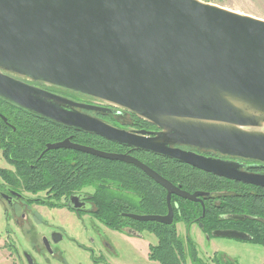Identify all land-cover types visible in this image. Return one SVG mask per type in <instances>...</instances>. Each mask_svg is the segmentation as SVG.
<instances>
[{
  "label": "water",
  "instance_id": "1",
  "mask_svg": "<svg viewBox=\"0 0 264 264\" xmlns=\"http://www.w3.org/2000/svg\"><path fill=\"white\" fill-rule=\"evenodd\" d=\"M23 80L125 111L159 132L117 129L78 111L105 109ZM0 99L107 142L264 189V176L240 172L238 163L177 148L264 163L263 20L201 0H0ZM61 149L132 165L166 191V216L126 218L171 225L172 196L199 203L205 216L207 194L182 190L130 155L69 138L47 144L44 153ZM212 235L250 240L235 231Z\"/></svg>",
  "mask_w": 264,
  "mask_h": 264
},
{
  "label": "trees",
  "instance_id": "2",
  "mask_svg": "<svg viewBox=\"0 0 264 264\" xmlns=\"http://www.w3.org/2000/svg\"><path fill=\"white\" fill-rule=\"evenodd\" d=\"M3 103L0 100V113L8 118L15 129L12 132L3 127L10 139L9 160L20 163L17 168L27 192H46L52 198L60 199L85 186H92L95 189L98 217L106 226L118 228L130 225L138 232H148L157 238L158 244L150 249L151 260L159 264H185L187 251L194 257L193 245L189 243L186 251L185 244L177 236L175 223L183 221L187 226L194 224L202 215L200 205L172 197L175 220L171 226L125 219L121 213L165 215V191L139 169L121 162L63 149L49 151L40 157L47 144L68 138L73 143L114 154H127L125 147L37 117L26 110L4 106ZM3 143L4 139L0 140V144ZM132 156L173 185L181 186L182 190L190 194L204 192L212 196L204 203L205 216L201 221L206 233L225 228L226 221L222 218L231 213L250 216L257 221L264 218V197L249 196L250 192H254L249 187L231 184L159 155L137 152ZM232 192L240 196H231ZM257 221L245 224L253 241L264 247V232Z\"/></svg>",
  "mask_w": 264,
  "mask_h": 264
},
{
  "label": "flooded vegetation",
  "instance_id": "3",
  "mask_svg": "<svg viewBox=\"0 0 264 264\" xmlns=\"http://www.w3.org/2000/svg\"><path fill=\"white\" fill-rule=\"evenodd\" d=\"M22 82L30 86H33L35 88L47 91L53 95L66 98L78 104L96 106L101 109H105V112H92V111H85V110H78V111L90 117L96 118L117 129H120L126 132L143 131V132H146L147 134L159 132V130L156 127L146 122H145L146 123L145 125L140 124L138 121L139 119H137L132 114H129L119 109L112 108L107 105H104L88 97L81 96V95L74 94V93L67 92V91L60 90V89L46 87L42 84L31 83L25 80H23ZM0 100L4 102L3 103L4 106L16 107V108L22 109L8 101H5L3 99H0ZM0 116L5 118L6 120L5 122L0 117V140L4 139V143L0 144V264H70L68 250L62 248L61 245L63 243H65L66 245L70 244V242L72 243L73 240H71V238H69L68 236L63 235L60 231L57 230V228H54L52 230V227L48 223V219H52L53 217L58 216V215L61 216L62 215L61 212L63 211H65L66 213L69 214L70 217L75 218L81 223L85 221V218H89V219L95 218L103 226H105L106 228L112 231H115V232L126 231L129 235H131L134 238H141V235L144 232H138L136 229H134L130 225L128 226L125 225V226H120L118 228H115V227L106 226V224L101 221V219L98 217L99 210L97 208V202L94 200L95 189L92 186H85L79 191L72 192L68 194L67 196H62L60 199L52 198V195H49L46 192H39L36 194L27 192L24 189V184H23L24 179L21 176L20 170L17 168V165L20 166V163L18 162L12 163V161L9 160L8 151L10 147L8 143L10 142V139H9V136L7 135L6 130L3 127L11 129L12 132H15V129L4 114L0 113ZM146 136L149 137V135H146ZM120 147H124V146H120ZM125 148L127 149L126 150L127 155H130V156L136 154L137 152H144V151H139V150L128 148V147H125ZM177 148H179L182 151L191 152V153H194V154L206 157V158L238 163L241 166L239 168L240 172L252 174V175L264 176V163L251 161V160H244V159H239V158L221 156L211 151H200V150H195V149H191L188 147H177ZM44 151L42 152L40 157L44 154ZM145 153H148V152H145ZM216 178L224 179V178H219V177H216ZM224 180H226L227 182L231 184L243 185V186L249 187L250 189L254 191V192H250L248 194L249 196L253 195L256 197H264L263 188H259V187H255V186H251L247 184H242V183H239L233 180H227V179H224ZM205 194L207 195L201 198V200L203 201V204L205 203L206 200H209V198L212 197L208 193H205ZM230 195L240 196V194H235V193L230 194ZM248 195L245 194L246 197ZM172 197H176V196H172ZM85 204H90L91 207L86 208L84 206ZM193 204L200 205L199 203H193ZM173 213H174V209H173ZM127 214H133V215H139V216H153V215H142V214H138L135 212L121 213L122 217L130 221H133V222H138V221L126 218L124 215H127ZM166 215L167 213L163 216H166ZM230 217H243L246 220L242 222L234 221L230 219ZM203 219H201V217L198 218L196 222L192 225L198 226L200 230L202 231V233L208 239L213 236L212 235L213 232L218 231V230L235 231V232L243 233L249 236L250 240H246L243 242H252L254 244H257L253 241L254 239L253 236L248 232L249 231L248 225L245 224L246 222L257 221L256 219L250 216H239L233 213L228 214L224 218H222V220L226 221L225 228L216 229L210 233L204 232L203 226L201 225V221ZM174 220H175V213H174L172 224L174 223ZM178 222L175 223V228ZM257 222L260 223V225H262L261 230L264 232V218L258 220ZM138 223H149V222H138ZM152 223H155V222H152ZM160 225H164V224H160ZM171 225H165V226H171ZM44 226L46 228L50 226L51 230L46 231ZM39 228L44 229L43 232L44 233L46 232V234H43V236L39 235V231H38ZM176 233H177V229H176ZM233 240H236V239H233ZM237 241H242V240H237ZM157 244H158V240H157ZM155 246H151V245L149 246L148 259L152 262L159 264L158 262L150 259V249ZM260 246L263 247L262 245ZM195 257H196V253H195ZM185 264H198V263H197L196 258L192 257V255H189L186 252Z\"/></svg>",
  "mask_w": 264,
  "mask_h": 264
},
{
  "label": "rangeland",
  "instance_id": "4",
  "mask_svg": "<svg viewBox=\"0 0 264 264\" xmlns=\"http://www.w3.org/2000/svg\"><path fill=\"white\" fill-rule=\"evenodd\" d=\"M201 1L264 21V0ZM61 213L48 223L52 230L57 228L73 240L71 245H61L68 250L70 264H157L148 259L149 246L157 244L154 235L144 232L141 238H134L126 231L106 228L95 218H85L81 223L65 211ZM50 226H44L45 230H51ZM176 229L186 251L189 243L193 245L198 264H264V248L260 245L213 236L208 239L198 226H187L183 221L176 224ZM38 231L41 236L46 234L42 228Z\"/></svg>",
  "mask_w": 264,
  "mask_h": 264
},
{
  "label": "clouds",
  "instance_id": "5",
  "mask_svg": "<svg viewBox=\"0 0 264 264\" xmlns=\"http://www.w3.org/2000/svg\"><path fill=\"white\" fill-rule=\"evenodd\" d=\"M84 206H85L86 208H90V207H91L90 204H85Z\"/></svg>",
  "mask_w": 264,
  "mask_h": 264
}]
</instances>
